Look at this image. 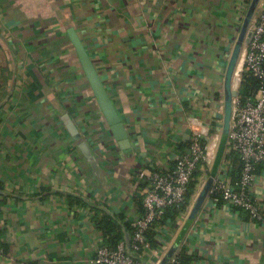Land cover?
I'll return each instance as SVG.
<instances>
[{
	"label": "crops",
	"instance_id": "0c3cea01",
	"mask_svg": "<svg viewBox=\"0 0 264 264\" xmlns=\"http://www.w3.org/2000/svg\"><path fill=\"white\" fill-rule=\"evenodd\" d=\"M251 2L0 0V264H91L101 235L90 205L138 218L144 176L174 166L192 127L205 143L219 135L216 156L225 73ZM73 40L112 103L119 138ZM225 156L226 145L213 178L228 157L231 182L240 167ZM258 167L250 195L261 217L207 193L178 246L195 256L190 264H264V162ZM186 220L157 227L152 249L173 243ZM151 253L146 264L160 258Z\"/></svg>",
	"mask_w": 264,
	"mask_h": 264
},
{
	"label": "built area",
	"instance_id": "2783aa9c",
	"mask_svg": "<svg viewBox=\"0 0 264 264\" xmlns=\"http://www.w3.org/2000/svg\"><path fill=\"white\" fill-rule=\"evenodd\" d=\"M252 14L243 38L238 60L231 76V90L236 95L231 99V114L226 142V156L236 153L241 166L236 188L229 181L227 158L220 165L208 191L214 202L247 211L251 218L261 217L258 205L250 195V186L256 178L258 165L264 162V0H259ZM249 75L256 81L252 94L246 95L242 75ZM224 104V103H223ZM219 108L218 124L222 127L224 105ZM208 132H210L208 130ZM212 131L211 134L212 135ZM209 135V136H210ZM219 135L213 134L207 142L202 133L191 128L188 147L177 157L174 166L168 170L148 171L145 177L147 189L142 194L143 213L130 220L131 243L129 250L121 242L115 249L104 245L102 237L95 240V252L91 264H146L151 251L160 255L154 264H159L170 249V240L161 241L152 249L146 237L147 231L157 224L166 210L174 209V223L182 224L191 210V199L185 206V194L193 173H203L214 161ZM193 197V196H192ZM161 225H157L159 228ZM1 242V240H0ZM178 249V248H177ZM177 250L166 264H179ZM0 255L3 250L0 243ZM153 256V255H152Z\"/></svg>",
	"mask_w": 264,
	"mask_h": 264
},
{
	"label": "water",
	"instance_id": "95a60500",
	"mask_svg": "<svg viewBox=\"0 0 264 264\" xmlns=\"http://www.w3.org/2000/svg\"><path fill=\"white\" fill-rule=\"evenodd\" d=\"M259 0H252L251 5L249 7L246 19L243 22L239 37L233 47L232 53L230 55L229 61H228V65H227V69H226V73H225V80H224V111H223V120H222V127H221V138H220V142L218 145V149L216 152V156L214 158V162H213V166L211 169V177L208 178V180L206 181L202 191L199 193L198 198L195 202V204L193 205L187 220L185 222V224L183 225L182 229L180 230V232L178 233L176 239L174 240V242L172 243L170 249L168 250V252L166 253V255L163 257V259L160 261L159 264H166L168 262V260L172 257V255L175 253V251L177 250L178 246L181 243V240L188 228V226L190 225V223L194 220V218L196 217L210 187L213 181V176L215 175V172L217 170V167L219 165V161L221 159V156L223 154L226 142H227V137H228V131H229V121H230V114H231V99L232 97H234L236 95V92L234 90H231V76L232 73L235 69L237 60H238V56H239V52H240V48H241V44L243 41V37L245 34V30L247 29L249 20L255 10V7L257 5ZM74 45L76 47L77 50V54H78V58L81 62L83 71L85 73V76L89 82V85L93 91V94L97 100V103L99 105V108L101 110V112L103 113V115L105 116L108 124L111 127V130L114 132L115 136L117 138H119L120 136H122V127H121V123L117 117V114L112 106V103L109 100V97L102 85V83L100 82L98 75L91 63V61L89 60L86 52L84 51L83 47L81 46V44L77 41V40H73ZM130 243H131V236L126 233L125 234V246L126 248L129 250L130 248Z\"/></svg>",
	"mask_w": 264,
	"mask_h": 264
},
{
	"label": "trees",
	"instance_id": "16d2710c",
	"mask_svg": "<svg viewBox=\"0 0 264 264\" xmlns=\"http://www.w3.org/2000/svg\"><path fill=\"white\" fill-rule=\"evenodd\" d=\"M242 85L244 86V88L246 87L245 94L249 95L253 93L257 84H256V81L252 77L244 74L242 75ZM230 156L232 159V163L235 166H237V168L239 169V167L241 166V163H240L238 155L236 153H231ZM258 168L259 167H257V170ZM239 173H240V169L239 171L234 172L231 178L232 186L235 188L239 180L238 179ZM200 175H201V171H199L198 169L193 173L192 179L189 182L188 187H187V191L185 194L186 204L185 206H183V208L186 207V205L192 198L193 194L195 193L196 185L198 183V178L200 177ZM75 202L85 205V203H83L79 199H76ZM90 207H91V211L93 212V222L95 225V229L98 230V232H100L104 245L109 249H115L119 243L124 242V233L126 231H128L129 233L132 232L129 222L123 221V218L121 215L114 217L104 211L97 209L94 206L90 205ZM240 210L244 211L243 209H240ZM244 212L246 216L248 217L249 213L247 211H244ZM259 213L261 214L260 210H259ZM175 218H176V211L174 209L169 208L168 210H166V212L161 217V219L158 221V223L154 224L149 229V231H147L146 237L149 240L151 247H154L157 243L155 239V235H154L155 227L157 225H166L168 223H172L175 220ZM176 256H177L179 264H190L195 258L194 255L187 253L185 249L182 247L177 249Z\"/></svg>",
	"mask_w": 264,
	"mask_h": 264
}]
</instances>
